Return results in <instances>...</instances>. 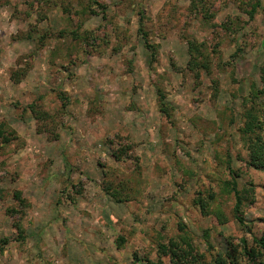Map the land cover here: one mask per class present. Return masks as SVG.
Masks as SVG:
<instances>
[{
  "label": "rangeland",
  "instance_id": "rangeland-1",
  "mask_svg": "<svg viewBox=\"0 0 264 264\" xmlns=\"http://www.w3.org/2000/svg\"><path fill=\"white\" fill-rule=\"evenodd\" d=\"M8 1L0 5V120L20 137L0 150V240L8 239L0 264H154L163 259L157 249L160 235L181 232L179 221L201 252L242 254V237L251 235L234 217L235 200L224 182L231 177V158L239 188H253V202L248 200L242 211L245 221L264 217V172L247 163L249 151L238 131L251 84L260 85L264 9L250 19V0H206L213 15L206 21L190 14L191 0H97L107 5L105 18L97 7V14L83 16V28L109 43L99 42L105 52L85 55L78 38L66 33L41 49L36 48L39 41L26 37L29 29H36V39L51 30H72L77 18L70 20L60 7L47 18L38 8L27 16L30 0ZM139 10L150 25L160 26L153 37L159 45L154 69L138 34ZM229 22L241 26L236 40L219 25ZM162 23L169 30L164 36ZM184 33L208 43L215 62L211 76L196 79L187 68ZM117 34L125 45L114 53ZM218 42L221 59L211 51ZM56 44L60 53L52 58ZM236 51L239 56L232 58ZM218 60L225 63L223 70ZM19 68L25 77L15 83L10 76ZM158 86L174 108L171 122L159 110ZM41 96L53 112L67 104L54 141L37 132L36 119L23 109ZM118 134L135 143L131 156L121 161L112 153ZM107 177L128 200L117 203L108 197L103 190ZM16 190L30 204L23 217L8 213L19 206ZM199 190L207 198L214 194L207 214L193 202ZM219 211L227 219L221 221ZM120 236L126 239L118 246Z\"/></svg>",
  "mask_w": 264,
  "mask_h": 264
},
{
  "label": "trees",
  "instance_id": "trees-1",
  "mask_svg": "<svg viewBox=\"0 0 264 264\" xmlns=\"http://www.w3.org/2000/svg\"><path fill=\"white\" fill-rule=\"evenodd\" d=\"M0 0V5H1ZM8 3L9 1L6 0ZM75 3L73 0H30L27 2V8L25 13L27 16L33 14L36 9H40L39 14L42 19L47 18L48 13L55 7H60L62 12L66 13L70 20L77 18L76 27L69 29H61L58 33L56 31H50L42 33L39 36V39L35 38L34 31L36 29H29L27 31L26 37L31 38L34 41H39L36 48H44L46 43H50L51 39H55L58 41L61 38H65V34L70 35L72 39H77L80 41V48L82 53L85 55H91V53L95 51H104L101 48L100 41L104 43H109L108 40L102 39L99 35H96V32L89 31L86 28H83L85 19L83 16L91 14H97L99 7L101 8L100 12H103V17L105 18V13L107 9V5L100 4L97 0L93 2V4H89L88 6L84 4V0H77ZM243 3V0H242ZM263 0H250V5L252 8L248 9V14L250 15V19H253L255 14L264 9ZM38 6V7H35ZM47 6V7H46ZM245 8V5H243ZM18 5L14 4L13 9L16 12H19ZM98 7V8H97ZM190 14L195 15V19H203L210 20L212 18V14H209V7L206 0H191V4L188 7ZM246 9V8H245ZM139 28L138 34L140 35L144 47L147 49L149 58L148 63L154 69V64L158 62L159 59V45L153 41V37L160 26L150 25L149 19L146 16L143 10H139ZM15 15V14H14ZM170 15V14H168ZM188 15V14H187ZM190 16V15H189ZM16 17V16H14ZM81 20V21H80ZM173 20L172 16L168 18L167 23H170ZM206 20V21H207ZM210 22V21H209ZM217 27L216 23L212 24ZM221 28L230 32L233 35V39L236 40V34H238L241 30V26H237L236 24H232L229 22L219 24ZM162 35L164 36L169 30L166 28V24L162 23ZM162 28V29H163ZM119 29V28H118ZM58 35H57V34ZM120 35L117 34L118 43L114 45L113 52L119 53L124 48V43L119 39ZM184 39L187 43V50L189 54V59L187 61V68L189 71L194 73L196 79L202 77V75H210L214 70V61L212 56L210 55L209 47L207 46V42L199 41V39L190 33L183 34ZM121 38V37H120ZM98 41V42H97ZM218 45L211 49L212 53H219ZM58 44L54 45L51 50L52 58H55L59 55L60 50ZM36 52V51H35ZM34 52V54H35ZM105 52V51H104ZM238 51L234 52L232 58L238 57ZM218 57L221 59V53L218 54ZM131 65L132 62L129 61ZM225 63H222L220 60L216 62V66L219 69L223 70V66ZM28 67V66H27ZM23 68H19L18 70H14L11 73L10 79L15 83L20 82L25 77V71H22ZM132 69V68H131ZM260 70V85L257 82H252L251 88L249 89V96L247 97L245 104L243 105V109L241 112L243 121L241 125L238 127V131L241 135V139L243 140L245 146L249 151V159L247 163L264 172V64H262L259 68ZM131 71V70H130ZM214 83H217L218 79H213ZM157 96H158V107L160 112L166 117L168 120L173 121L174 117V108L167 100V94L165 90L158 86L157 88ZM34 100L33 102L27 104L23 109L24 111H29L31 116L36 119L37 127L36 130L39 133H46L48 140L54 141L60 137V133L57 132V121L59 115L64 114L65 106L67 105L64 102L61 108L57 109V111L48 110L45 105L42 103L41 98ZM60 98L62 100H66L67 97L64 96L63 92H60ZM18 101L13 102V106H18ZM248 103V104H247ZM18 132L11 128V125L5 120H0V150L11 144L14 140L19 139ZM118 142L116 148H114L113 156L117 161H121L124 158V155L131 156L135 149V143L129 135H120L117 136ZM111 145H114L113 140H109ZM229 156V155H228ZM137 159L139 157L136 156ZM231 158L227 159V167L230 173V179L224 182L226 191L229 192L234 197L233 204V215L236 219L241 221L244 230L249 232L251 235L248 239L247 237H242L243 242V252L242 254H236L234 251H218L210 252L209 254L201 252L196 246L193 244V241L189 235V230L186 224L179 221V228L181 232L177 233L173 236L165 237L164 235H160L159 242L157 244L158 254L160 258H163L159 262H154V264H244L241 260L240 255L247 256L248 260H250L253 264H264V217H261L257 220H253L251 223H247L243 217V210L247 204V201L253 202L250 198L253 195V188L251 186H244L243 188H239L237 175L234 166L231 165ZM103 190L106 192L108 197L112 199L114 202L121 203L125 200H128L127 195L123 194L122 188L116 186V182L107 177L104 180ZM250 185H253V182H248ZM2 189H0V198L3 196ZM14 198L18 201V207H9L8 213L11 215H19L23 217L25 214V210L29 207V203L25 197L22 196V192L20 190H16L14 192ZM214 198V194L210 193L208 198L203 195V191L199 190L198 195L193 198L194 204H198L202 209L204 214L209 213L210 205L212 203V199ZM220 220L223 221L227 218L222 219L221 211L218 212ZM247 223V224H246ZM17 227L23 236L24 228L21 226L20 222L17 223ZM126 238L120 236L118 238V246L125 241ZM8 242L7 238L0 240V249H3L4 245ZM209 248H212L213 245L210 243ZM137 255V254H136ZM164 257H167L168 260H165Z\"/></svg>",
  "mask_w": 264,
  "mask_h": 264
}]
</instances>
